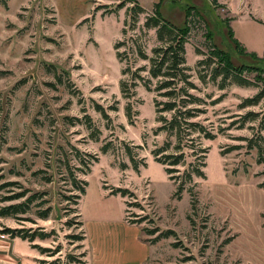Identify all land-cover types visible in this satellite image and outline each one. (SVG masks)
<instances>
[{"label":"rangeland","instance_id":"rangeland-1","mask_svg":"<svg viewBox=\"0 0 264 264\" xmlns=\"http://www.w3.org/2000/svg\"><path fill=\"white\" fill-rule=\"evenodd\" d=\"M4 1L6 5L0 0V186L9 185L0 189V206L25 201L33 193L43 197L18 218L0 217V229L45 233L43 239L28 241L38 264H67L69 255L83 264H264V161H258L257 150L248 149L243 139L252 136L251 127L258 121L241 129L231 123L236 114L264 111V99L239 109L240 101L258 89L235 83L224 89L203 85L198 72H205V67L196 65L211 42L235 67H264V0L161 1V14L179 27L189 6L197 11L199 16L188 19L186 62L199 94L220 100L207 105L198 120L216 131L225 128L214 139L202 140L209 149L205 177L193 179L195 209L188 191L174 197L176 185L150 154L154 143L166 139L164 133H153V92L138 86L131 100L120 92L123 65L114 44L122 38L128 16L125 8L109 13L119 0ZM137 1L144 12L132 34H140L139 27L158 0ZM227 23L241 46L256 52L257 58L235 50ZM143 38L151 54L154 30ZM243 76L253 79L254 73ZM129 100L132 113L137 112L132 124L124 111ZM95 104L104 108L107 119ZM108 141L114 149L103 153L101 146ZM120 141L140 146L132 149L146 162L139 171L132 169ZM94 154L97 161L91 162ZM190 160L186 157V163ZM121 162L127 164L123 170ZM73 178L79 185L80 180L87 182L77 205L74 196L79 190ZM117 187L132 190L138 205L111 194ZM47 207L48 217H39ZM155 227L175 234L156 240L159 232L145 231Z\"/></svg>","mask_w":264,"mask_h":264},{"label":"trees","instance_id":"trees-1","mask_svg":"<svg viewBox=\"0 0 264 264\" xmlns=\"http://www.w3.org/2000/svg\"><path fill=\"white\" fill-rule=\"evenodd\" d=\"M161 1L154 3L152 13L147 14L142 25L139 27L140 34H132L137 27L138 16L144 12L142 6L137 0H119L113 6L109 13L116 14L120 9H126L128 20H124L122 28V38L114 44L116 57L123 65L121 68L122 78L119 81L120 92L126 99L134 98L136 88L144 87L146 90L153 92V106L157 126L153 133L158 135L164 133L166 139L161 144L154 143L150 149L153 160L163 166L165 173L175 185L174 197L180 198L183 191H188L191 199L190 205L195 209L197 199L194 192V177L204 178L205 157L208 152V146H204L202 140H212L216 137L217 132L223 133L225 128H219L217 131L212 125L207 126L198 117L206 113V106L219 102V98H212L211 94H199V86L191 79L190 67L186 62V43L190 33L188 24L189 17L199 16L192 6H189L185 12V23L179 27L160 12ZM6 5L4 0H1ZM106 6L103 5L102 8ZM261 22V21H259ZM149 30H154L156 44L151 48V54L145 51V40ZM226 30L229 40L234 44L235 50L240 54L257 58V53L247 51L239 40L234 37L230 25L226 24ZM130 32V34H129ZM206 38L210 35L206 33ZM208 54L205 58L197 61V66L204 65L205 72H198V79L203 85L212 84L218 89H224L230 83L239 86H254L258 90L250 97L243 98L238 104V108L256 106L264 99V67H255L245 65L235 67L230 61L229 55L214 43L209 42ZM243 47V48H242ZM138 62H142L137 64ZM244 73H254L253 79L243 76ZM261 85V86H260ZM210 99V101H209ZM128 101L124 107L125 115L130 124L134 121L131 101ZM95 109L107 119L108 114L102 106L95 104ZM260 116V117H259ZM232 126L241 129L248 122L258 121L257 126L251 127L252 136L243 138L246 141L248 149L255 148L258 154V161H264V111L248 110L244 114H236ZM89 119V118H88ZM90 123V120H88ZM89 125V124H88ZM90 127V126H89ZM229 129V128H228ZM95 136V134H92ZM124 147V153L127 155L133 170L139 171L140 166H145L144 158H138L132 149L139 148V145H130L125 141H120ZM235 148V146H233ZM112 142L108 141L101 146V151L106 153L113 150ZM191 160L186 163V157ZM91 162L97 161V155H91ZM183 166V169H179ZM120 169H125L127 164L121 162ZM89 169V168H88ZM79 185L76 178H73V184L79 190L75 195V204H78L81 196L85 193L87 182L80 180ZM9 185V184H5ZM5 185L0 186L2 189ZM41 193L31 194L27 200L0 206V217H17L29 211L30 204L37 199H42ZM111 194H119L121 197H129L134 201L129 202L131 205H138L137 197L134 192L126 187H117L111 191ZM44 195V194H43ZM19 197V196H17ZM15 197V198H17ZM49 207L38 212L41 218H47ZM82 224V222H80ZM148 235H154L159 232L155 227L145 230ZM0 234H8L11 238L19 237L23 240L32 242L37 236L45 238V233L28 234L22 230L11 228L0 229ZM172 229L160 231L155 239L166 238L174 235ZM45 251V250H44ZM84 254H82L83 256ZM69 263H85L80 258L69 255L66 261Z\"/></svg>","mask_w":264,"mask_h":264},{"label":"crops","instance_id":"crops-1","mask_svg":"<svg viewBox=\"0 0 264 264\" xmlns=\"http://www.w3.org/2000/svg\"><path fill=\"white\" fill-rule=\"evenodd\" d=\"M129 225L138 227L134 224ZM138 228L140 229V227ZM35 257L36 253L27 240L0 234V264H38Z\"/></svg>","mask_w":264,"mask_h":264}]
</instances>
